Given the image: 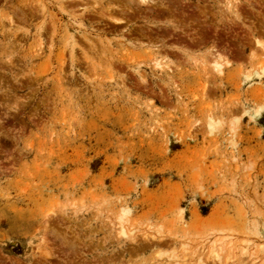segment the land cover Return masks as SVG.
<instances>
[{
    "label": "rangeland",
    "instance_id": "obj_1",
    "mask_svg": "<svg viewBox=\"0 0 264 264\" xmlns=\"http://www.w3.org/2000/svg\"><path fill=\"white\" fill-rule=\"evenodd\" d=\"M99 1L0 0V264H264V0Z\"/></svg>",
    "mask_w": 264,
    "mask_h": 264
},
{
    "label": "bare ground",
    "instance_id": "obj_2",
    "mask_svg": "<svg viewBox=\"0 0 264 264\" xmlns=\"http://www.w3.org/2000/svg\"><path fill=\"white\" fill-rule=\"evenodd\" d=\"M188 1H191V0H100L99 1V5H100V8H99V10H101V12H99V15H100V18H107L110 22H112V23H114V24H112L113 26L115 25V27H119V26H124L125 24H129V23H126L127 21L126 20H130L131 21V19L130 18H132L133 20H132V22H134L135 21V19L137 20H140V18L141 17H144V15H145V13L146 14H148V15H150L151 17L150 18H152V17H154L153 18V20L152 19H150V18H148V19H146V20H143V18L141 19L142 20V22L143 21H145V23L144 24H156V23H166V24H171V25H173V24H178V28H177V25L175 24V26L173 27L174 28V31L177 29V30H179L180 28H179V24H180V27H181V23H183V21H184V25H185V20H181L180 19V16L179 15H181V17H184L186 14H183V13H181V8L183 7L182 6V3L183 2H188ZM193 1V0H192ZM223 2L226 4V8L229 10V11H231L232 12V9H234L233 7H234V0H223ZM73 3V5H76L77 3L75 2V1H73L72 2ZM95 4H97V2H94ZM87 4V3H86ZM184 4V3H183ZM93 8H95L96 9V6H93ZM184 9V8H183ZM96 13H98V10H96ZM105 14L107 15V16H105ZM142 14H144L143 16H141ZM145 17H146V15H145ZM144 17V18H145ZM160 17H164L163 19V21L162 20H160V21H158L159 20V18ZM147 18V17H146ZM185 18V17H184ZM161 19V18H160ZM128 20V21H129ZM192 21H194V20H192ZM136 22H138V21H136ZM187 23V22H186ZM148 26V25H147ZM146 25H145V27H147ZM156 26V25H155ZM139 27H141V26H139ZM139 27H136V29L134 28L133 30H135L136 32H138V29H139ZM160 27V26H159ZM138 28V29H137ZM142 28H143V26H142ZM148 29V28H147ZM147 29H142L141 30V28L139 29L140 31H142V34H143V32L145 33L146 31H144V30H147ZM159 29V28H158ZM130 31V30H129ZM134 31V32H135ZM173 31V32H174ZM136 32H135V34H136ZM147 32H148V34H147ZM145 34H147V35H145V34H143V35H145L144 36V38H146L147 39V41L149 40L150 42L149 43H151V40L152 39H154L153 41H152V43L154 42L155 44H151V46L153 47V50H151V53L153 54L152 56H151V58H152V61H153V64H154V66H155V69H157V71H159V72H169L170 71V68H169V66H167V64H162V62L160 61V59H158V58H156V54L154 53V52H158V50H159V48H161V50L162 49H164L163 47H165V44H164V39L165 40H168L167 38H165L166 36H164L163 35V33L161 34L160 33V31L159 32H157L159 35H154V36H148L149 35V31H147ZM151 32V31H150ZM173 32H172V37L171 36H169V37H171L173 40H174V38H173ZM129 33H131V32H129ZM141 33V32H140ZM154 33V32H153ZM153 33L152 34H150V35H153ZM156 33V32H155ZM154 33V34H155ZM184 33V32H183ZM186 33V32H185ZM132 34V33H131ZM134 34V35H135ZM177 34H178V32H177ZM181 34V33H180ZM189 35H190V33H188ZM186 35V34H185ZM199 35V34H198ZM201 35V36H200ZM195 40H193L192 38H189L188 36H186L187 37V39H188V41H190L191 42V44H200L201 42H204V37L202 36V34H200ZM203 35H206V34H204L203 33ZM140 36H141V34H140ZM139 36V37H140ZM181 36H183L182 34L180 35V37ZM152 37H154V38H152ZM174 37H175V41L174 42H178V41H181V42H183V40L185 41V42H187L186 40H185V36H184V39H178V38H176L177 36H175L174 35ZM194 37V36H193ZM196 37V36H195ZM170 39V38H169ZM172 39H170L171 41H172ZM178 40V41H177ZM174 42H172V44L171 45H174L173 43ZM184 43V42H183ZM182 43V44H183ZM188 43V42H187ZM213 43V42H212ZM179 45H181L180 44V42L178 43ZM215 44V43H214ZM259 44L260 45H262V47L264 48V42H259ZM184 45V44H183ZM154 48H157V50L156 49H154ZM224 47H223V45H222V51H225L224 49H223ZM227 49V48H226ZM150 50V49H149ZM217 50V49H216ZM216 50H215V53L213 54V59H212V66H213V68H214V70H216L217 72H218V74L220 73V74H222V67L224 66V65H227V66H229L230 65V61L226 58L227 56H222V54H220V53H218V52H216ZM180 51V50H179ZM182 51V50H181ZM214 51V50H213ZM218 51V50H217ZM221 51V50H220ZM221 51V52H222ZM220 62H223V63H220ZM209 126H212V122H211V120H209ZM123 216V215H122ZM123 217H125V216H123ZM120 234L122 235V236H127L128 234H127V231H125L124 229H123V227H122V225H121V231H120ZM58 239V238H57ZM60 239V238H59ZM64 239V238H63ZM128 239H133V238H128ZM146 240H150V241H148V242H152V241H154V242H156V239H148V237H146ZM214 259H215V261H216V263L215 264H227V261L225 262V261H223L220 257H219V255L218 254H215L214 255ZM229 263V262H228ZM199 264H202V262L201 261H199Z\"/></svg>",
    "mask_w": 264,
    "mask_h": 264
}]
</instances>
